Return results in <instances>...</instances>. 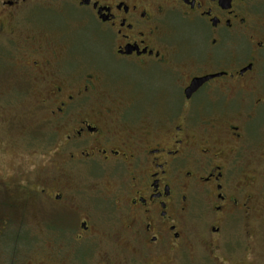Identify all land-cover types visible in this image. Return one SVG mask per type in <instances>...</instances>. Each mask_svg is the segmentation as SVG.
Returning a JSON list of instances; mask_svg holds the SVG:
<instances>
[{"label":"flooded vegetation","instance_id":"af4514ba","mask_svg":"<svg viewBox=\"0 0 264 264\" xmlns=\"http://www.w3.org/2000/svg\"><path fill=\"white\" fill-rule=\"evenodd\" d=\"M28 104L52 140L0 137V218L33 205L42 264L92 262L104 221L144 264L264 215V0H0V123Z\"/></svg>","mask_w":264,"mask_h":264},{"label":"rangeland","instance_id":"374dc122","mask_svg":"<svg viewBox=\"0 0 264 264\" xmlns=\"http://www.w3.org/2000/svg\"><path fill=\"white\" fill-rule=\"evenodd\" d=\"M81 42L84 54H93L98 52L95 43L90 36L83 32L81 35ZM84 68H86L84 66ZM20 73V72H19ZM18 83L21 85L23 79L17 75ZM13 79H10L9 74L3 78V87L12 83ZM18 86V85H17ZM9 87V86H8ZM11 97L9 91H7L3 100ZM22 98L21 93L19 95ZM30 99L29 97H27ZM26 107L16 105L15 108L2 107L4 120L0 123V137L6 135H13L14 138H20L22 130L30 131V134L38 137L36 145L29 147V150H24L23 153H31L35 146H41L50 142L52 139L49 135V125L42 122L35 117V113H32V107ZM15 114L14 118L7 119L10 111ZM26 125V127H24ZM35 136V137H36ZM2 142V141H1ZM3 145V162L2 163H14L16 158H12L13 148ZM2 149V146L0 147ZM45 157L39 159L34 157L35 163H41ZM46 159L44 160V163ZM39 206L38 211H40ZM24 216H14V220H8L0 218V264H10L11 259L14 260V264H42L45 261L44 250L42 249V228L41 226L33 225L39 223L42 219L39 216H33V205H27L25 201ZM18 214V213H17ZM15 214V215H17ZM256 216L250 219V224L246 227L245 222L239 220H233L229 223L221 234L220 245L218 248H214L212 245L203 246H186L188 249L181 254H177L176 250L169 249L162 252L160 255L155 256L147 252L145 255L144 264H264V215ZM112 221H104L99 224L100 234L97 249V256H92L91 260L86 261V264H94V259H97L96 264H134L136 256L139 255L133 248H123V236L122 234L115 235L118 240H115L114 244L110 246L112 235L110 233H104L102 230L111 231L110 226ZM4 224L9 225V228L5 230ZM11 226V227H10ZM30 227L37 229L40 234V240L35 246L28 248L29 237L27 230ZM252 227V228H251ZM22 228V229H18ZM108 228V229H107ZM249 230V231H248ZM205 247V246H204ZM171 248V247H170ZM126 257L128 263L122 262V257ZM177 258V262H175ZM124 260V258H123Z\"/></svg>","mask_w":264,"mask_h":264},{"label":"water","instance_id":"95a60500","mask_svg":"<svg viewBox=\"0 0 264 264\" xmlns=\"http://www.w3.org/2000/svg\"><path fill=\"white\" fill-rule=\"evenodd\" d=\"M205 78H197L194 80L192 86H194L195 88L204 80Z\"/></svg>","mask_w":264,"mask_h":264}]
</instances>
